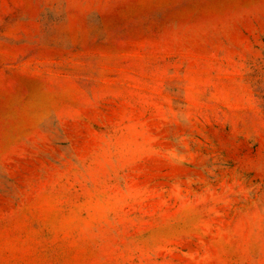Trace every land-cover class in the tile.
Listing matches in <instances>:
<instances>
[{
	"label": "rangeland",
	"instance_id": "1",
	"mask_svg": "<svg viewBox=\"0 0 264 264\" xmlns=\"http://www.w3.org/2000/svg\"><path fill=\"white\" fill-rule=\"evenodd\" d=\"M0 264H264V0H0Z\"/></svg>",
	"mask_w": 264,
	"mask_h": 264
}]
</instances>
